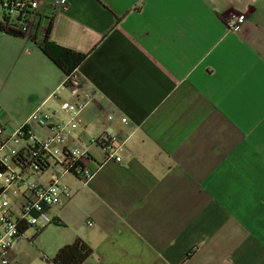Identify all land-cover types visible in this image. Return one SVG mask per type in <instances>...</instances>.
Returning a JSON list of instances; mask_svg holds the SVG:
<instances>
[{"label":"crops","instance_id":"0c3cea01","mask_svg":"<svg viewBox=\"0 0 264 264\" xmlns=\"http://www.w3.org/2000/svg\"><path fill=\"white\" fill-rule=\"evenodd\" d=\"M39 2L27 36L0 33L15 40L1 54L7 89L31 101L15 127L43 106L63 118L75 99L36 44L51 24L50 40L87 53L77 71L93 100L68 143L87 148L93 176L66 180L62 205L10 256L53 264L79 237L91 248L80 264H264V0ZM103 132L120 160L87 144Z\"/></svg>","mask_w":264,"mask_h":264},{"label":"built area","instance_id":"2783aa9c","mask_svg":"<svg viewBox=\"0 0 264 264\" xmlns=\"http://www.w3.org/2000/svg\"><path fill=\"white\" fill-rule=\"evenodd\" d=\"M50 1L59 7L66 0ZM39 7V0H3V8L9 16L8 28L27 36ZM245 19L244 13L237 12L225 19V25L231 31H237ZM59 87L75 98L60 102L63 118L37 108L14 129L0 120V264H21L10 256L13 245L24 237L26 229L33 228L38 232L42 228L40 218L46 208L62 205L63 196L69 195L66 186L60 182L63 174L71 173L84 184L93 176L87 148L68 143L78 128L79 113L93 100V94L84 89L77 68L64 76ZM121 121L126 122V118L122 117ZM33 126L47 133L36 134ZM87 144L100 146L107 159L120 160L110 152L121 147L115 136L103 132L89 137ZM50 165L58 166L61 171H54L47 183L30 179L29 172H39Z\"/></svg>","mask_w":264,"mask_h":264},{"label":"trees","instance_id":"16d2710c","mask_svg":"<svg viewBox=\"0 0 264 264\" xmlns=\"http://www.w3.org/2000/svg\"><path fill=\"white\" fill-rule=\"evenodd\" d=\"M9 16L3 8V0H0V33L15 37H25L24 34L12 31L8 28ZM46 28L45 35L36 44L63 73L67 75L76 69L86 58L87 53L62 46L50 40L47 36L49 27ZM91 253V248L81 238L77 237L72 242L61 246L52 258L53 264H80ZM190 252H187L189 256Z\"/></svg>","mask_w":264,"mask_h":264},{"label":"rangeland","instance_id":"374dc122","mask_svg":"<svg viewBox=\"0 0 264 264\" xmlns=\"http://www.w3.org/2000/svg\"><path fill=\"white\" fill-rule=\"evenodd\" d=\"M14 42L15 40L13 38L7 36L0 37V117L1 114L5 115V121L2 123L9 128L11 126L15 127L18 124L19 119H21L22 117L25 118L27 116L28 112L30 111L29 103H31V101L28 100L18 102L17 99H15V97L13 96V94H10V91L7 89L8 66H5L3 64L1 54L4 53L5 49L11 47ZM10 68L12 69L14 67H12L11 65ZM13 71H16V68ZM24 80L25 82L31 84L30 73L25 74ZM41 109L47 110V106H43L41 107ZM54 171L60 172L61 168L55 165H50L48 168L43 170V175L40 176L38 174H32V172H29V177L32 180L41 181L42 179H45V177H47L49 173H52ZM72 177L75 178L74 175H72L71 173H67L65 176L61 177L60 181L64 184L66 180H70L72 179ZM26 230L24 231V237L30 234L32 228H29L28 231Z\"/></svg>","mask_w":264,"mask_h":264}]
</instances>
